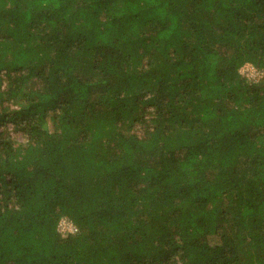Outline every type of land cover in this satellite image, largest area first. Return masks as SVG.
<instances>
[{"label":"trees","instance_id":"1","mask_svg":"<svg viewBox=\"0 0 264 264\" xmlns=\"http://www.w3.org/2000/svg\"><path fill=\"white\" fill-rule=\"evenodd\" d=\"M0 264H264V0H0Z\"/></svg>","mask_w":264,"mask_h":264},{"label":"rangeland","instance_id":"2","mask_svg":"<svg viewBox=\"0 0 264 264\" xmlns=\"http://www.w3.org/2000/svg\"><path fill=\"white\" fill-rule=\"evenodd\" d=\"M242 74L249 80V81H253V80H257L259 79V74L257 72V70L250 66V65H247L245 66L243 69H242ZM17 141H20V137L19 136H15L14 137ZM61 231L63 233H73L75 231V228L72 226L71 223L67 222L66 220H62L61 221Z\"/></svg>","mask_w":264,"mask_h":264}]
</instances>
